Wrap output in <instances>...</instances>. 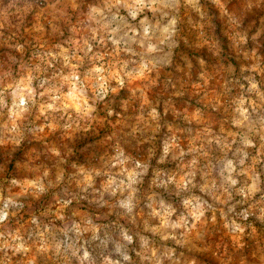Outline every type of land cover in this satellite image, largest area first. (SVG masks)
I'll list each match as a JSON object with an SVG mask.
<instances>
[{
  "label": "rangeland",
  "instance_id": "1",
  "mask_svg": "<svg viewBox=\"0 0 264 264\" xmlns=\"http://www.w3.org/2000/svg\"><path fill=\"white\" fill-rule=\"evenodd\" d=\"M0 264H264V0H0Z\"/></svg>",
  "mask_w": 264,
  "mask_h": 264
}]
</instances>
